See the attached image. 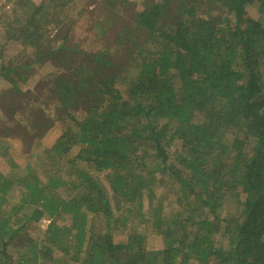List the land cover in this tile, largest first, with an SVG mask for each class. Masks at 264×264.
Wrapping results in <instances>:
<instances>
[{
  "label": "trees",
  "instance_id": "trees-1",
  "mask_svg": "<svg viewBox=\"0 0 264 264\" xmlns=\"http://www.w3.org/2000/svg\"><path fill=\"white\" fill-rule=\"evenodd\" d=\"M116 1L96 3L113 18L92 38L78 26L94 11L63 16L71 0L1 24L28 56L0 59L1 78L19 92L11 74L35 60L56 89L36 126L8 119L2 155L18 136L31 157L58 122L42 153L61 167L0 171V264H264V0L144 1L126 26Z\"/></svg>",
  "mask_w": 264,
  "mask_h": 264
},
{
  "label": "rangeland",
  "instance_id": "rangeland-1",
  "mask_svg": "<svg viewBox=\"0 0 264 264\" xmlns=\"http://www.w3.org/2000/svg\"><path fill=\"white\" fill-rule=\"evenodd\" d=\"M18 1V2H17ZM39 3L41 0H0V59H3L4 63H8L9 61H13L14 63H20L27 59L28 56H22L20 54L24 52H20V49L17 48V42L13 39H8L6 36V30L1 25L3 21L11 17L12 15H16V9H19L18 3L22 5V13H28L29 9L26 6V3ZM101 2L102 0H71L69 6L64 7L63 9L66 10L63 13V16H66L67 12L68 14H72L75 12V10L82 9L85 7L88 10H93L94 13L90 14L87 12V14H83L80 16V24L78 26V29L81 27L84 31L82 35L86 38H92L93 35L90 34L91 29H89L86 25H89L90 27L93 26L94 21L100 18V16L106 14L111 15L113 18V12L111 8H106L104 6L97 7L96 3ZM132 2H125V0H117L116 6L119 7L120 5H126L128 8H126L124 11H126L124 17V24H121L120 22L116 24V26H119L118 24L122 26H126L125 24H128L130 22V16L131 14H137V11L141 6L144 4V1H157L159 3L165 1V0H131ZM183 1L188 0H171L170 1V7H177L179 3ZM128 9V10H127ZM85 10V9H84ZM107 10V11H106ZM250 14L252 15L254 11L249 10ZM130 13V14H129ZM9 15V17H7ZM52 20L50 22H47V24L41 26L45 27L47 29V32H49V29L55 28L56 26H53ZM83 25V27L81 26ZM46 33V32H45ZM117 35V34H116ZM77 38L79 36L77 35L75 40L77 41ZM83 42V43H82ZM78 47H83L85 44V41H82ZM19 52V53H18ZM31 52V51H30ZM29 52V53H30ZM33 55V54H30ZM12 64V65H13ZM21 64V63H20ZM38 62L34 60L33 65L30 67V76L27 81L20 80L19 75H14L12 78L14 81H16V87L20 89L19 92H14L13 86L11 82H8L6 79L1 78L0 76V131H2L3 126L5 124L7 125L8 119H13V124H10L9 126L12 128L13 126L16 127L17 122H19L20 125H26L22 124V118L20 117L21 114H23L24 117L28 119H25L27 122H29L30 125L36 126L34 124H37V122H40L38 119V116H47L46 114H50L49 108L46 105V102L50 97H53L54 94H56V89L51 86L52 83H43L41 86L38 85V81L40 82V78L45 76L47 70H44V65H41ZM45 82V81H44ZM40 89V91H38ZM23 92V93H22ZM46 119L42 120L41 122L44 123ZM13 130V129H12ZM60 126L58 122H55V127H53V130L50 129L48 131L47 136L44 138L45 142L42 143L41 141H38L37 145H34L33 142L31 145V157L27 158L24 153V145L22 144V140L20 137H8V141L10 145H8V152L7 154L2 155V153L6 150L4 148L3 144L0 142V171L3 174H18L19 172H24L26 170V167L32 160L33 164L36 166V171L38 173L46 171V169H53V171H57L61 164H54V162L49 159L46 155L43 156L42 150L44 147L49 146L55 139V136L61 133ZM7 135L11 133V131H5ZM57 135V136H58ZM4 135H0V137H3ZM74 153V152H72ZM37 160V162H35ZM15 163L17 167H13L11 164ZM21 167V168H19ZM59 171V170H58ZM41 174V173H40ZM25 175V174H24ZM61 175V174H60ZM101 174H99V178ZM6 198L9 199V203L13 201H18L21 196V191L19 188L15 185L11 189H9L6 193ZM31 201H28L29 206H32V203H29ZM145 202V201H144ZM49 223V219H43L41 220L34 230H30L29 236L35 237L47 227V224ZM152 247H158V241L157 238L154 237V239L151 241Z\"/></svg>",
  "mask_w": 264,
  "mask_h": 264
}]
</instances>
